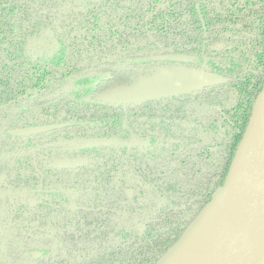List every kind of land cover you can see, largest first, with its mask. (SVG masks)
Returning a JSON list of instances; mask_svg holds the SVG:
<instances>
[{
	"label": "trees",
	"instance_id": "obj_1",
	"mask_svg": "<svg viewBox=\"0 0 264 264\" xmlns=\"http://www.w3.org/2000/svg\"><path fill=\"white\" fill-rule=\"evenodd\" d=\"M41 29L58 46L32 60L24 53L26 37ZM166 53L206 56V69L225 81L126 110L78 103L74 95L18 108L85 65ZM263 82L264 0H0V132L83 119L95 124L72 127L75 136L86 129L123 135L126 115L125 124L148 144L128 153L92 148L98 163L51 178L56 169L42 163L43 189L91 185L63 210L52 206L64 203L54 192H19L39 184L29 156L0 157V225L8 217L16 227L1 264L20 260L22 247L48 246L63 231L71 256L58 264H155L224 183ZM139 117L149 120L140 126ZM15 140L1 136L0 152ZM162 143L174 148L168 157L154 152Z\"/></svg>",
	"mask_w": 264,
	"mask_h": 264
},
{
	"label": "water",
	"instance_id": "obj_2",
	"mask_svg": "<svg viewBox=\"0 0 264 264\" xmlns=\"http://www.w3.org/2000/svg\"><path fill=\"white\" fill-rule=\"evenodd\" d=\"M42 31L53 37L48 29H41L39 33ZM53 40L56 46L57 40L54 37ZM153 59H168L172 63L154 65L130 83L106 89L91 101L126 110L131 105L198 92L225 80L208 71L205 64L188 65L191 56L187 54L161 55ZM70 124H38L7 132L13 137L27 138ZM132 144L131 140L82 138L58 140L51 146L97 148ZM72 160L65 159L68 163L61 164L65 166ZM155 264H264V82L224 183L215 189L211 200Z\"/></svg>",
	"mask_w": 264,
	"mask_h": 264
},
{
	"label": "flooded vegetation",
	"instance_id": "obj_3",
	"mask_svg": "<svg viewBox=\"0 0 264 264\" xmlns=\"http://www.w3.org/2000/svg\"><path fill=\"white\" fill-rule=\"evenodd\" d=\"M28 44L27 48L26 45ZM58 45L55 46V42L53 37L50 35H46L44 31L42 33H34L26 37V43L24 45V53L30 59L35 60L39 58H47L51 56L53 52L56 50ZM176 53H166V54H150L145 56H130V57H116L113 59H106L102 62L85 65L81 67L79 70L72 72L71 74L63 77L55 86L51 87L44 93H39L32 97H27L22 100V102L18 105V108H28V109H36L41 106L49 105L60 98H64L66 96L74 95V101L78 103H90L96 105H106L98 102L91 101L92 98L95 97L100 92L113 88L118 85L130 83L131 80L141 74H144L150 67L154 65L161 64H171L172 61L168 59H153V57L170 55ZM190 55V54H189ZM191 60L188 61V65L193 67H199L205 64V67L208 64V57L199 58L196 55H190ZM210 71V70H208ZM213 72V71H211ZM221 75V74H219ZM222 76V75H221ZM223 77V76H222ZM224 78V77H223ZM225 79V78H224ZM225 81V80H224ZM223 81V82H224ZM222 83V82H221ZM220 84V83H219ZM217 85V84H216ZM68 89V90H67ZM67 90V91H66ZM204 90V89H203ZM202 91V90H200ZM198 91V92H200ZM77 94V95H75ZM190 94V93H187ZM178 95V96H185ZM175 97V96H173ZM111 106V105H110ZM140 118V126H143L144 120H149L148 117H139ZM126 115L123 117L122 127L128 129V134L123 135H95L90 133L91 130L86 129L87 133L83 135L75 136L72 127L78 125H88L93 126L95 122L90 120L83 119H69V120H61L54 122H43L39 124H49V123H71L59 130H54L51 132L27 137V138H19V140H15L12 143L8 144V149L0 152V157H15V156H29L31 161L33 162L34 167L36 168V172L39 176V184L35 189H22L19 192H54L55 198L64 203L57 202L53 203V207L61 208L58 210H63V207L71 208L72 205L69 200H74L78 194L81 192H91V185L88 188H75V187H53L50 189L42 188V180L44 175L41 171L42 163L48 165L52 169H56L48 173L47 178H51L52 176H60V170L63 169H73L80 167H91L92 165L98 163V157H96V150H92V148H57L51 146L52 143L57 142L58 140H71V139H82V138H109L116 139L117 141H130L133 143L131 146L119 145L115 146H101L97 147L98 149H102L101 152H107L111 148H117L119 152L122 149H125L126 152H130V150L137 148H144L147 144V139L142 135H138L134 133L128 125L125 124ZM38 125V124H34ZM33 126V125H29ZM25 127V126H24ZM13 129V128H12ZM69 129V130H66ZM10 130V129H9ZM11 136L8 132H0V137L2 136ZM13 137V136H11ZM17 138V137H14ZM23 139V140H20ZM95 149V148H94ZM180 150V149H178ZM160 151L164 152L165 157H168L174 151V148L168 146V143H162L154 148V152L160 154ZM65 159H73L70 161V164H65L62 166L61 162H65ZM149 163L152 162L151 159L148 160ZM68 163V162H65ZM97 169L91 171L90 177L93 178ZM56 174V175H55ZM41 186L39 190L38 187ZM70 193L69 195L67 193ZM56 209V210H57ZM0 225V264L1 262H5V260L9 259L8 256V246L7 240L9 237H14L16 234V227L10 225V222L7 218L3 219ZM47 224H61L60 221L50 222ZM47 228V227H46ZM49 229V228H48ZM49 229L51 235L56 234V230ZM39 232L41 230L39 229ZM61 236H58L60 239L50 242L46 247H36L31 246L21 249V259L16 262H7L8 264H58L59 260L68 258L71 256V247L69 239L65 234L59 233ZM6 263V264H7Z\"/></svg>",
	"mask_w": 264,
	"mask_h": 264
},
{
	"label": "rangeland",
	"instance_id": "obj_4",
	"mask_svg": "<svg viewBox=\"0 0 264 264\" xmlns=\"http://www.w3.org/2000/svg\"><path fill=\"white\" fill-rule=\"evenodd\" d=\"M84 1V0H81V2ZM68 195L70 194L69 192L67 193Z\"/></svg>",
	"mask_w": 264,
	"mask_h": 264
}]
</instances>
